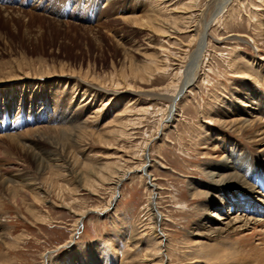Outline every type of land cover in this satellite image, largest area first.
<instances>
[{"label":"rangeland","instance_id":"obj_1","mask_svg":"<svg viewBox=\"0 0 264 264\" xmlns=\"http://www.w3.org/2000/svg\"><path fill=\"white\" fill-rule=\"evenodd\" d=\"M184 10L190 15L188 30L170 29L164 33L153 27L155 22L159 24L160 20ZM205 23L207 37L196 77L178 96L197 48V39L189 41L192 29L200 31ZM260 57L264 58V0H0V81L22 74L44 75L39 84L11 82L9 88L14 98L9 101L6 83H1L0 120L2 126H7L4 131L22 134L20 139L28 138L32 132L42 134L48 142L37 144L41 146L37 149L43 150V154L46 149L55 153L62 146L72 150L78 170L107 163H114L117 168L121 166L119 154L129 159L125 167L136 166L118 182L115 192L113 184L104 182L95 191L76 186L77 190L62 191L58 196L57 190L42 182L54 177L48 169L37 175L27 154L18 150L20 155L14 150L8 155L0 150V170L5 169L6 175H17L19 171L33 173L48 189L46 201H40L29 194L28 187H23L27 199L21 200L7 194L0 184V230L7 232L5 241L9 244L6 247L0 243V264H49L51 261L46 257L60 260L72 248L70 241L77 249H86L92 255L97 250L94 244L99 242L108 257H113L119 245L127 263L137 261L143 253L141 242L148 237V231L143 229L152 222L147 210L150 195L161 214L157 230L162 229L167 236L171 254L167 264H187L193 260L192 255L203 257L215 250V246L208 250L198 245L192 253L184 246L204 212L198 207L199 201L203 198L208 201L207 196L192 199L189 183L198 182L201 187L209 183L203 172L210 169L207 163L211 162L206 153L207 143L203 141L207 128L217 130L220 135L226 131L248 153L257 152L254 148L257 144L221 128L212 119L221 109L219 116H225L221 104L234 100L240 93L245 98L244 84L251 83L242 74L234 73L232 66L251 59L261 61ZM96 83L102 89L117 92L100 95ZM37 93L48 99L51 117L47 110L34 109ZM171 95L178 97L172 110L174 117L169 121L171 102L167 97ZM84 98L88 105L79 102ZM132 100H136L130 105L135 113L132 118L140 116V120L129 126L131 134L122 140L110 130L116 124L115 118ZM92 101L95 104L91 108ZM101 101L106 102L105 107L99 117L89 118L88 135L82 136L83 143L78 144L76 125ZM141 106L147 107L142 115L135 109ZM82 110L85 115L79 116ZM53 124L55 127L51 129ZM38 126H43L42 130L34 132ZM0 143L5 146L7 141L0 139ZM144 145L146 150L139 159L135 151L140 152ZM16 164L19 171L15 170ZM144 165L147 171L142 173ZM56 178L66 182V178ZM67 178L71 186L76 185L74 177ZM151 183L154 189L149 187ZM31 205L46 220L34 218ZM83 210L81 219L78 212ZM134 242H139L137 249L131 248Z\"/></svg>","mask_w":264,"mask_h":264},{"label":"bare ground","instance_id":"obj_2","mask_svg":"<svg viewBox=\"0 0 264 264\" xmlns=\"http://www.w3.org/2000/svg\"><path fill=\"white\" fill-rule=\"evenodd\" d=\"M187 12L188 10H184L182 13H179V15H173L172 17L170 16L169 19H166L164 21L160 20L159 24H156V22L153 24V21L152 22L150 21L151 22L150 25L152 26L153 24L154 28L164 33H168V31L171 30H178V31H182L181 29L188 30V28L191 25L189 24L190 21L187 19L190 17L189 13ZM207 23H205L203 29L200 31H197L196 28L192 29L194 33L191 34V38L189 41L197 39L198 40L197 48L196 50L194 49L195 52H193V59H191L190 66L188 65L189 67L187 68L188 69L187 75L184 77V80H182L181 82V86L177 93L178 96L182 93L185 86L190 85L193 82V79L196 77V69L199 66V62L201 60L200 56L202 55L201 52L204 47L203 44L207 37L206 36ZM179 47L181 48V45ZM186 54L187 53L185 52V55ZM259 59L261 61H255L254 59H251L247 63L241 62L239 63V65H234V67L232 66L233 68L232 70L234 71V73L242 74L244 80L246 81L249 80V82L251 83L249 85L248 83L244 84L245 89L243 90L247 91L245 94V98L242 97L244 95L240 93V95L234 97V100L221 104L224 110L223 113H226L225 116H219L221 115L220 114L222 111L221 109V110H217V113H215V117L212 119L221 128H225L226 130L235 134L238 137L246 138L250 143H252L255 146L257 144V146L254 147L257 150V152L248 153L247 150L243 147V144L240 143V141L237 138H230L226 134V131L224 132V134L221 135L217 130L212 129L211 127L203 131V141L207 143L208 146L206 153L209 154L211 157V162L207 163L208 168L210 169L207 171H203L205 176L209 180V183H207L206 186L201 187L198 182L192 181V183L191 182L189 183L190 184L189 190L192 199L200 198L202 196L204 197L207 196L208 201L205 202V200H203L204 198L199 201L198 207L202 209L204 212H202L200 217L195 222V226L190 233L191 234L190 240L188 239L189 241L187 243L185 242L183 243L184 246L188 248V250H191L192 253L194 252L192 250L195 249L193 247L198 245H200V247L203 246L208 250H210V248L213 246H215L216 249L210 252L209 251L206 252V254H204L203 257L195 254L192 255L190 259L193 260H191L187 264L190 263L191 264H210V263L211 264H264V90H263L264 89V58L260 57ZM34 76L35 77H30L26 74H22L17 77L4 79L3 82L0 81V86L1 83H6L4 89H7V94L10 95L9 96L10 98H7V100L9 101V99L12 100L14 98V95L12 94L9 88V86H11V82L15 80L26 81L27 85L28 84L30 85V83L37 84L38 80L44 78V75H34ZM50 77L51 76H48L47 78ZM39 83L40 82H38V84ZM256 84L261 85L263 89L258 88ZM95 87L101 91L98 92V94L100 95L103 93H104L103 95H105L108 92L111 93L117 92L105 88L102 89L100 86H97V83ZM132 91L135 94L141 93L140 91H136V90L135 91L132 90ZM125 93H130V92L125 91ZM177 95L175 96L171 95L167 97L171 102V106H170L171 110H169L168 112L169 115L167 117V120L169 121H171V119H173L174 117V113H172V110L174 109L173 106L176 104L178 97ZM34 99H36V102L34 104V109L47 110V114L50 116L51 115L49 110L50 103L48 102V99L46 100V97L41 96L38 93L35 94ZM41 99L43 100L39 103L38 100ZM109 99L110 98H108V100ZM82 101H84L82 105H88V101H86L85 98L81 99V101L79 102ZM93 101L95 102V97L93 98ZM134 101L132 100V102L124 106L122 112L120 113V115H118L119 117L115 118L113 116L115 118L114 121L111 119L113 122H116V124L112 126V129L110 131L113 133V135L116 133L115 136L118 135V138L122 140H124L123 138H125V136L127 137L129 136V134H131L127 130L129 126L133 125L135 122H138L140 120V116L138 117L134 116V118H132V115L133 114L135 115V113H132V109H131L132 106L130 105H132V103L134 104ZM37 102L39 108L38 105H36ZM94 102L89 104L91 108L95 104ZM105 104L106 102L104 103L103 101H101L99 106H97L95 109H92L89 112V114L84 117L85 118L84 120L79 121V124L77 123L78 124L76 125L77 128L74 131L75 133L76 132L78 133L77 134L78 138L77 137L75 138V141L78 144L83 143L82 136L84 137L86 134L88 135L87 122L89 118L92 116L99 117L102 109L105 107ZM135 106L137 105L135 104ZM135 109L137 114L142 115L143 112L147 110V107L141 106V107H136ZM79 113H80L79 116L85 115L84 114L85 110H82ZM53 118L56 119V117ZM73 124L75 123L73 122ZM2 125L3 122L1 119L0 127H3L2 128L3 130H0V139H4L7 141L5 146L1 145L0 143V147H1L0 150H2V153L5 152L9 155L11 154L12 151L14 152V150L17 151L21 150L24 154H27L25 156L29 157L32 163L35 165L34 168H35V173H37V175L38 174L43 175L45 170L48 169L50 171V175H53L54 177L49 180H45V181L43 180L42 182H47V184H49L53 190H57L56 192L58 196L62 191H68L71 193L73 189L77 190L76 186L87 189L89 191L91 190L95 191L97 190L98 185L100 186L104 182L113 184V191L115 192V190L117 189L118 182L128 172L133 171V169L136 168V166H132L134 168L125 167L126 165L125 162L129 159H127L126 157L124 158V154L122 155L119 154V160L121 162L120 164L121 166L117 168L114 167V165H112L114 163H107L102 165L101 167L100 165L98 167L93 166L94 165L93 164L90 165L91 166L90 168L84 167L83 165L85 169L78 170L77 167L79 166L76 167L77 160L75 159L74 154L71 152L72 150L71 151L66 150L62 146V148H60L61 150L53 148L54 150H59L56 151L55 153L52 149L51 150L46 149L45 150L46 154H43L42 153L43 150L41 151L40 149H37L39 147L38 145H40L39 143H41L42 141L46 142L42 134L41 135L35 134L36 133L35 131H41L42 130L41 127L43 126L34 127L38 129V130L33 129L35 133L31 131L32 132L31 135L27 134L28 138L20 139V136L22 134L19 135L16 133L5 132L4 130L5 129L7 130V126H2ZM54 127L55 126L53 124V126H51L50 128L53 129ZM44 128L47 130L46 127ZM26 131H28V129ZM1 133L4 136L3 138H1L2 137ZM25 133L26 132H24V135ZM107 134L110 135L109 133ZM71 138L69 137V139ZM115 139L117 138L115 137ZM75 141L71 140L70 142H75ZM101 142L102 141H100V143ZM51 145L53 146V144ZM135 147L137 146L135 145L134 148ZM146 147L147 145H144L140 149V152L139 150L135 151V154L137 157H139V159L141 156H143V152L144 150H146ZM19 153L21 155V152ZM14 166L15 164L11 167ZM17 166L18 165L16 164L15 170L19 171L20 168H18ZM4 170L3 168L0 170V184L3 190L5 189L7 190V194H10L12 197L15 198L20 197L19 199L21 200L22 199L26 200L27 197L23 194L24 191L23 187H28L27 190L31 191V193L29 192V194H34V197L36 199H39L40 201L41 200L46 201L47 199L46 192H48L47 191L48 189L44 188L41 185L40 180L37 178L38 176L34 175L33 173L32 174H28L25 172L22 173V171H19L17 175H6L4 173L6 171ZM141 170L142 173L146 172L147 171L146 165H144L141 168ZM56 176L62 177L63 180H65L66 178V182L65 183L59 182L57 178L55 179ZM67 176H69L70 179L74 177L73 180L77 182L75 183L76 184L75 186L70 185L71 181L68 180ZM18 184L23 186H20L21 188H19ZM152 185L153 183H151L149 187L154 189V186L151 187ZM153 204H155L153 203V196L150 195L148 197L149 208L147 210L149 211L148 216H150V219L152 218V222L146 225L143 229L146 232L148 231L147 232L148 237H146L145 240L141 242L143 253L141 258L138 257L139 259L137 261L130 260L129 263H127L126 262L127 258L126 257L123 258L121 254L123 253L124 256V249H122V251L118 250V248H120L119 245L117 246L116 251H114L113 253L116 257L114 255L113 257H108V255L106 254V252H104L99 242L94 244L95 245L94 247H96L97 250L96 251L94 250L95 255H92L89 253V251H86V249H81V248L77 249L76 247L73 246L74 245L73 242L70 241L69 245L72 248L66 251L62 256H60V260L54 258L56 261L59 260V262L56 264H167L171 258V254L168 252L169 245L166 242L167 236L166 234L163 233L162 229L159 228L157 230L156 226L160 219L161 214L158 213L159 211H156V208L154 207ZM31 207H32L31 212L33 213L34 218H38L40 220L42 219L46 220V217L44 215H41L39 211H34L35 210L34 205H31ZM78 214L79 216H81L82 219V216L85 214V212L83 210L81 213L78 212ZM203 215L205 216L204 219L202 218ZM0 222H1V217H0ZM135 231H133V233ZM6 234L7 232L3 233L0 230V243L1 245L8 247L7 245L9 244L7 241H5ZM132 240H134V238ZM139 242H136V244L134 242L136 248L135 246L131 248L137 249ZM130 245L132 246L133 244ZM136 256H137V252H136ZM199 257H201L202 260L201 258L199 259ZM46 259L47 260L49 259L48 261H51L49 262V264L55 263V260L52 261V258L50 257H46Z\"/></svg>","mask_w":264,"mask_h":264}]
</instances>
